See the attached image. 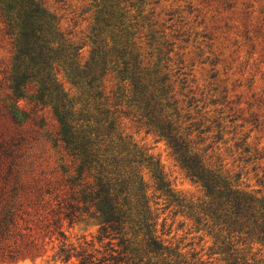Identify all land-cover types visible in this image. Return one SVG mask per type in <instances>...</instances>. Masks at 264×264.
I'll list each match as a JSON object with an SVG mask.
<instances>
[{"label":"rangeland","instance_id":"1","mask_svg":"<svg viewBox=\"0 0 264 264\" xmlns=\"http://www.w3.org/2000/svg\"><path fill=\"white\" fill-rule=\"evenodd\" d=\"M38 2L61 43L76 49L74 61L79 67L91 62L94 51L105 55L96 62L92 89L85 82L88 78L67 77L63 67L53 72L67 93L63 103L79 99L82 107L89 100L86 112L112 126V139L119 137L120 147L126 148L122 155L135 153L132 158L137 161L126 167L136 175H125L141 182L147 222L164 247L161 256L149 253L141 264H241L243 256L247 263L264 264L261 242L234 244L235 239H222L226 233L216 237L204 226L200 210L204 190L187 176L164 138L139 118L128 98L129 81L121 80L133 71L146 74V79L150 74L162 79L167 100L179 114L178 123L191 124L190 138L198 136L196 148L205 163L218 169L233 189L264 200V0ZM10 36L0 19V138L24 136L23 180L36 179L43 193L39 204L51 205L52 196L43 191L48 182L62 177L61 164L70 162L57 134L55 101L37 102L29 86L16 101L27 113L26 121L16 126L5 114L11 103ZM124 67L127 73L120 74ZM89 92L98 95L90 99ZM4 172L0 168V175ZM158 174L167 187L159 186ZM102 225L92 215L64 221V243L86 241L100 249L108 241L97 242ZM58 244L54 240L46 245L45 255L34 261L0 260V264H67L52 259Z\"/></svg>","mask_w":264,"mask_h":264},{"label":"trees","instance_id":"2","mask_svg":"<svg viewBox=\"0 0 264 264\" xmlns=\"http://www.w3.org/2000/svg\"><path fill=\"white\" fill-rule=\"evenodd\" d=\"M0 19L12 39L8 78L11 103L6 104L5 114L16 126L26 121L27 113L16 101L29 86L33 90L30 95L37 102L55 101L57 134L70 162L61 164L62 177L48 182L43 191L52 196L53 204H39L43 193L38 181L23 180L24 136L0 138V168L5 169L0 175V260L34 261L45 255L46 245L54 240L59 244L52 259L67 264H141L149 253L161 256L164 247L152 235V226L147 222L142 184L125 175H136L126 167L137 161L132 158L135 153L128 151L122 155L126 148L120 147L119 137L118 141L112 139V126H105L104 118L97 119L94 113L86 112L89 100L82 107L78 105L79 99L63 103L67 93L53 72L63 67L67 77L73 74L88 78L85 82L92 89L97 80L96 62L105 57H99L104 53L92 52L91 62L79 67L74 61L76 49L62 44L59 33L50 29L51 18L38 0H0ZM119 72L127 73V69ZM145 75L133 71L121 80L129 81L128 98L137 108L139 118L164 138L187 176L204 190L206 200L200 205L204 226L216 237L226 233L222 239H235L234 244L245 245L255 240L264 244V200L233 189L218 169L205 163L196 148L198 136L190 138L192 125L183 127L178 123L179 114L167 100L164 81L151 74L146 79ZM97 95L88 93L90 99ZM157 178L160 187H167L159 174ZM87 215L97 217L103 224L96 239L98 243L108 241L100 249L94 248L92 242L74 246L64 243L63 222L72 223ZM240 259L241 264H251L244 256Z\"/></svg>","mask_w":264,"mask_h":264}]
</instances>
